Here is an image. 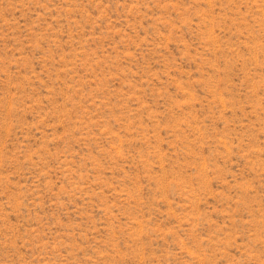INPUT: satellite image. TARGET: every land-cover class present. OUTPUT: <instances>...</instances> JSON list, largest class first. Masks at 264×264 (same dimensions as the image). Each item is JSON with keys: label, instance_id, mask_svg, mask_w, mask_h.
Masks as SVG:
<instances>
[{"label": "rangeland", "instance_id": "obj_1", "mask_svg": "<svg viewBox=\"0 0 264 264\" xmlns=\"http://www.w3.org/2000/svg\"><path fill=\"white\" fill-rule=\"evenodd\" d=\"M0 264H264V0H0Z\"/></svg>", "mask_w": 264, "mask_h": 264}]
</instances>
